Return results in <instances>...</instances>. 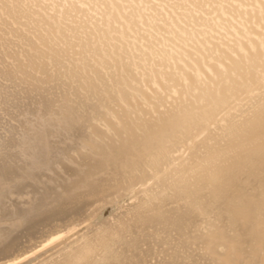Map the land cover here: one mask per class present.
Returning a JSON list of instances; mask_svg holds the SVG:
<instances>
[{"label":"bare ground","instance_id":"1","mask_svg":"<svg viewBox=\"0 0 264 264\" xmlns=\"http://www.w3.org/2000/svg\"><path fill=\"white\" fill-rule=\"evenodd\" d=\"M0 264H264V0H0Z\"/></svg>","mask_w":264,"mask_h":264}]
</instances>
